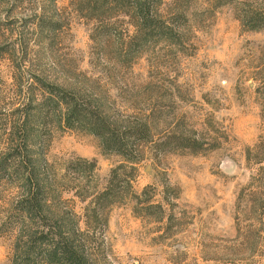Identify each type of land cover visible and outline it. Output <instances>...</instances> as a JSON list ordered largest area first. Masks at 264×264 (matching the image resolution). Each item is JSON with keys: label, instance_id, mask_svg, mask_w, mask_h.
<instances>
[{"label": "rangeland", "instance_id": "1", "mask_svg": "<svg viewBox=\"0 0 264 264\" xmlns=\"http://www.w3.org/2000/svg\"><path fill=\"white\" fill-rule=\"evenodd\" d=\"M87 1L0 0V149L11 142L16 108L41 95L36 76L117 123L147 121L155 140L195 132L200 153L140 149L105 226L88 221L92 197L81 196L102 190L119 156L59 122L41 144L31 136L29 154L46 160L55 211L82 229L89 222L85 246L94 264H264V30L244 28L234 4L163 0L173 37L145 38L124 14L103 27ZM79 159L97 161L92 175ZM15 179L0 180V264L10 263L20 231L9 211L20 192ZM145 189L138 204L132 195ZM147 197L164 213L146 209Z\"/></svg>", "mask_w": 264, "mask_h": 264}, {"label": "trees", "instance_id": "2", "mask_svg": "<svg viewBox=\"0 0 264 264\" xmlns=\"http://www.w3.org/2000/svg\"><path fill=\"white\" fill-rule=\"evenodd\" d=\"M87 3L92 12L89 15L93 19L102 18L103 27L111 28V20L124 14L130 18V24L136 28V32L145 38L154 34H160L162 39L173 37V27L160 11L163 0H88ZM224 4L237 6V16L244 28L264 30V3L258 0H214L212 7ZM177 13L179 18H185L182 10L178 9ZM36 81L41 87L40 97L30 95L16 108V117L8 134L11 142L0 149V180L16 178L20 188L9 210L17 217V229L20 230L12 243L9 264H94L85 246L89 222L82 229L78 220L71 223V219H68V222L66 215H61L51 206V183L45 168L47 163L41 158L34 160L29 154L31 136L35 133L41 144L45 129L59 122L64 128L94 135L104 155L121 158V162L111 170L102 190L81 196L83 201L88 196L92 197L88 206L90 209L86 207L88 221L102 226L107 224L108 209L120 202L126 187L127 190L130 187L126 172L128 169L136 170L142 160V147L151 145L166 151L183 149L194 154L202 152L205 147L195 132L184 134L173 131L155 140L147 121L117 123L74 91L40 76H36ZM79 162L84 165L81 170L87 172L88 176L97 169L95 159H79ZM72 166L73 163H70L68 169ZM261 170L264 171V166ZM145 192L146 189L140 195H132L138 204ZM145 202L146 209L155 207L164 213L162 203L152 204L148 197Z\"/></svg>", "mask_w": 264, "mask_h": 264}]
</instances>
